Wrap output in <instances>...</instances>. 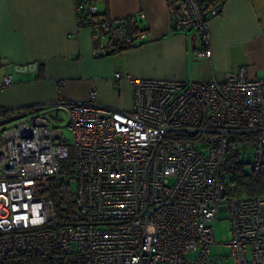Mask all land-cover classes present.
Wrapping results in <instances>:
<instances>
[{"label":"built area","instance_id":"built-area-1","mask_svg":"<svg viewBox=\"0 0 264 264\" xmlns=\"http://www.w3.org/2000/svg\"><path fill=\"white\" fill-rule=\"evenodd\" d=\"M172 2V30L198 31L197 55L211 56L209 21L220 9ZM75 10L95 39L94 58L147 40L144 12L102 16L90 0H75ZM125 79L131 110L100 104L93 87L85 102L34 106L0 126V264H220L211 247L222 212L234 264H264V193L236 195L235 181L223 179L236 135H254L251 171L264 176V78L241 66L207 81L114 74ZM13 84L6 73L0 91ZM48 108L67 110L71 143ZM64 162L71 206L51 193Z\"/></svg>","mask_w":264,"mask_h":264},{"label":"crops","instance_id":"crops-1","mask_svg":"<svg viewBox=\"0 0 264 264\" xmlns=\"http://www.w3.org/2000/svg\"><path fill=\"white\" fill-rule=\"evenodd\" d=\"M90 1L102 16L144 12L139 26L147 30V40L94 58L95 39L87 26L78 24L75 0H0V81L6 73L14 78L13 85L0 91V126L34 106L85 102L93 87L100 104L131 110L134 86L126 79L115 82L118 71L139 78L207 81L225 79L243 66L250 78H264V0H210L220 14L209 21L212 54L206 57L197 55L203 43L198 31L172 30L168 0ZM35 62L34 72L16 70Z\"/></svg>","mask_w":264,"mask_h":264},{"label":"trees","instance_id":"trees-1","mask_svg":"<svg viewBox=\"0 0 264 264\" xmlns=\"http://www.w3.org/2000/svg\"><path fill=\"white\" fill-rule=\"evenodd\" d=\"M170 5L173 7L171 0ZM33 108V107H32ZM254 135H236L230 141L228 147L227 161L224 166L223 179L235 181L236 186L232 193L236 195H257L264 193V176L260 173H247L246 166L251 163V159L244 156V149L252 147ZM73 158L71 151L70 160ZM69 160V161H70ZM70 162H64L59 173L54 177L51 193L57 206L69 204L71 198L67 186L70 184L69 175L72 174Z\"/></svg>","mask_w":264,"mask_h":264},{"label":"rangeland","instance_id":"rangeland-1","mask_svg":"<svg viewBox=\"0 0 264 264\" xmlns=\"http://www.w3.org/2000/svg\"><path fill=\"white\" fill-rule=\"evenodd\" d=\"M53 118L54 123L63 128L67 143H71L73 134L68 128L69 114L66 109L53 110L49 113ZM245 158L253 161L254 148L247 147L244 149ZM247 173H252L250 163L246 166ZM74 184V181H73ZM215 244L211 247L212 257L220 262V264H234V258L230 255V248L228 243L231 242L233 235L231 229V222L227 212H222L220 218L213 223Z\"/></svg>","mask_w":264,"mask_h":264},{"label":"water","instance_id":"water-1","mask_svg":"<svg viewBox=\"0 0 264 264\" xmlns=\"http://www.w3.org/2000/svg\"><path fill=\"white\" fill-rule=\"evenodd\" d=\"M37 67H38V63L35 62L25 66L18 65L16 66V70L21 72H34L37 70Z\"/></svg>","mask_w":264,"mask_h":264}]
</instances>
